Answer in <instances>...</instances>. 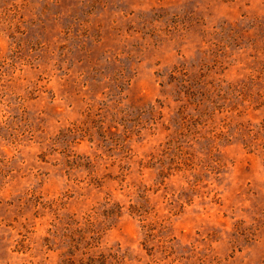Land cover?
Here are the masks:
<instances>
[{
  "label": "rangeland",
  "instance_id": "1",
  "mask_svg": "<svg viewBox=\"0 0 264 264\" xmlns=\"http://www.w3.org/2000/svg\"><path fill=\"white\" fill-rule=\"evenodd\" d=\"M0 264H264V0H0Z\"/></svg>",
  "mask_w": 264,
  "mask_h": 264
}]
</instances>
